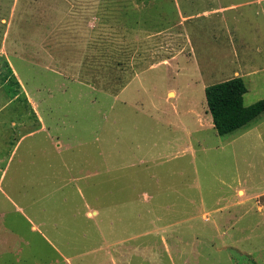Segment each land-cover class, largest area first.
I'll use <instances>...</instances> for the list:
<instances>
[{"label":"rangeland","instance_id":"374dc122","mask_svg":"<svg viewBox=\"0 0 264 264\" xmlns=\"http://www.w3.org/2000/svg\"><path fill=\"white\" fill-rule=\"evenodd\" d=\"M234 76L264 98V0H0V264H264V112L209 127Z\"/></svg>","mask_w":264,"mask_h":264},{"label":"trees","instance_id":"16d2710c","mask_svg":"<svg viewBox=\"0 0 264 264\" xmlns=\"http://www.w3.org/2000/svg\"><path fill=\"white\" fill-rule=\"evenodd\" d=\"M9 68V67H8ZM13 75L12 70L9 68ZM247 87L241 76H234L204 87V95L213 128L218 135L244 129L264 112V98L245 106Z\"/></svg>","mask_w":264,"mask_h":264},{"label":"crops","instance_id":"0c3cea01","mask_svg":"<svg viewBox=\"0 0 264 264\" xmlns=\"http://www.w3.org/2000/svg\"><path fill=\"white\" fill-rule=\"evenodd\" d=\"M74 1H77V0H74ZM216 10V9H215ZM216 13H219V12H216ZM8 59V61H9V68H11L12 70H13V68H12V66H11V62H10V60H9V58H7ZM13 73L16 75V73L13 71ZM175 93V92H174ZM35 111V114L37 115L36 117H37V119L39 120V122H40V128L39 129H42L43 128V119H42V116H41V113L38 111V110H34ZM197 116V119H201V114L199 113V115H196ZM208 119L210 120L209 122H210V126L209 127H213V124H211V119L208 117ZM200 121V120H199ZM251 131H248L247 132V130H245V131H243V132H239L236 136H234L232 139H235L236 137H238V138H243V141H242V143L241 144H244V139L246 138V137H248V135H249V133H250ZM22 136H24V135H22ZM232 142V141H231ZM13 152V151H12ZM3 174V173H2ZM2 174L0 175V180H1V177H2ZM54 224H56L55 222H54ZM47 241H48V239H47ZM50 243V242H49ZM121 245V244H120ZM122 251H120V253H121ZM106 254H108V255H112V253L111 252H106Z\"/></svg>","mask_w":264,"mask_h":264}]
</instances>
